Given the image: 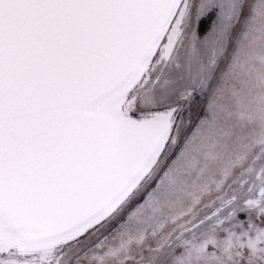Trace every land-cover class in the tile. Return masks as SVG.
Returning a JSON list of instances; mask_svg holds the SVG:
<instances>
[{"label": "snow or ice", "instance_id": "snow-or-ice-1", "mask_svg": "<svg viewBox=\"0 0 264 264\" xmlns=\"http://www.w3.org/2000/svg\"><path fill=\"white\" fill-rule=\"evenodd\" d=\"M0 264H264V0H0Z\"/></svg>", "mask_w": 264, "mask_h": 264}]
</instances>
